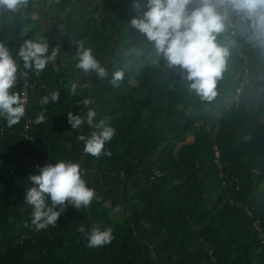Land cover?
Returning a JSON list of instances; mask_svg holds the SVG:
<instances>
[{"label":"trees","instance_id":"16d2710c","mask_svg":"<svg viewBox=\"0 0 264 264\" xmlns=\"http://www.w3.org/2000/svg\"><path fill=\"white\" fill-rule=\"evenodd\" d=\"M147 2L56 0L49 6V0H40L32 9L29 0L27 15L0 14V41L13 55L28 39L46 40L49 53L55 48L41 31L43 17L71 36L77 48H90L109 73L106 85L88 95L81 89L72 93V67L60 68L59 56L39 75L29 71L35 86L26 114L36 145L22 135L23 117L12 127L0 118V264H131L125 213L109 212L110 199L93 185L87 184L96 192L91 206L68 207L56 227L37 230L33 209L25 203L32 186L28 177L39 174L37 166L76 159L82 127L73 130L67 114H86V97H97V123L104 120L116 132L104 149L112 155L85 154L83 172L92 169L97 187L120 196L131 219L155 232L173 264H212L205 245L213 249L216 264H264V245L252 224L259 218L264 229V53L248 42L250 22L234 18L218 37L230 53L218 95L212 103L201 102L187 90L179 66L150 62L154 42L131 26L148 10ZM121 69L124 81L113 87L111 74ZM52 92H59V101L42 104ZM41 112L46 121L38 124ZM215 146L226 163L227 182L237 178L238 189L222 187L213 163ZM155 172L162 176L150 182ZM94 224L113 228L110 245L87 246L78 227L84 225L87 233Z\"/></svg>","mask_w":264,"mask_h":264},{"label":"clouds","instance_id":"9594fccd","mask_svg":"<svg viewBox=\"0 0 264 264\" xmlns=\"http://www.w3.org/2000/svg\"><path fill=\"white\" fill-rule=\"evenodd\" d=\"M29 0H0V14L17 13L26 9ZM139 10L140 4L134 3ZM147 11L139 18L131 20V26L145 35L152 44L153 52L149 60L158 65L163 59L167 66H179L182 79L186 82L189 93H194L201 102L212 103L217 95V83L223 77L226 60L229 56L228 47L218 42V37L232 24L234 18L250 22L251 34L248 42L257 45L264 53V0H148ZM44 39H28L13 55L9 47L0 41V118L12 127L18 124L25 114V101L18 92L13 91L18 81L23 77L27 80L29 71L39 75L54 62L60 54L59 47L51 49ZM136 54L143 55L136 50ZM19 61L23 62L21 72ZM77 70L85 74H95L100 80L108 78L105 66L94 56L90 48L83 45L76 53ZM124 70L111 74V85L119 87L124 81ZM32 81V80H31ZM77 85L71 86L73 94ZM239 99V97H234ZM59 92H52L43 97L41 103L58 102ZM87 108L84 115H73L68 112L67 120L73 130L87 124L89 128L99 129L90 135L78 136V141L84 144L85 154L99 158L101 155L111 156V151H105L106 142H110L116 129L100 120L98 113L91 108L92 101H83ZM44 112L39 113L36 123H44ZM38 175H30V187L26 190L25 203L32 207V223L37 230L56 227L57 221L68 207L77 210L87 209L96 199V192L87 186L83 179L80 163L61 159L55 164L37 166ZM81 234H86L87 246L102 248L110 245L115 236L113 228L94 224L90 231L84 225L78 227Z\"/></svg>","mask_w":264,"mask_h":264},{"label":"crops","instance_id":"0c3cea01","mask_svg":"<svg viewBox=\"0 0 264 264\" xmlns=\"http://www.w3.org/2000/svg\"><path fill=\"white\" fill-rule=\"evenodd\" d=\"M12 14H20L22 16L27 15L29 14L28 7L21 12ZM44 19L45 18L41 17L39 20H43L41 23V31L54 47H59V67L62 69H68L69 67L75 69V75H72H74L76 79L74 83L77 85V90L81 89V91H83L82 93L86 92L88 95H91L94 91L99 90V87L101 88V86H105L106 80H100L95 74H85L76 69V53L78 50L76 43L72 40L71 36L65 34L56 24ZM96 98L97 97H86V99H90L93 102L90 107L94 108L98 113V109L96 108ZM85 110L87 111V108ZM92 131H95V129L89 128L87 124H85L82 126L80 135L83 134L88 136ZM83 148V142L79 141L77 149L78 154L75 157L76 159L74 162L80 163V161L84 159L85 153ZM94 172L95 171L92 169L87 172V174L90 175L83 172V179H85L87 184L93 185L99 194H104L105 198L110 199L109 206L111 208L108 209L109 212L113 211V213H115L122 211L125 213V215L122 216L123 220L125 219L132 233V237L129 242L131 264H173L172 261L168 259V255L166 254L164 247L157 238L155 232L145 222L139 221L138 219H131L130 209L125 206L126 204L120 196H113V194L106 191L101 184L97 187L98 177L94 175Z\"/></svg>","mask_w":264,"mask_h":264},{"label":"built area","instance_id":"2783aa9c","mask_svg":"<svg viewBox=\"0 0 264 264\" xmlns=\"http://www.w3.org/2000/svg\"><path fill=\"white\" fill-rule=\"evenodd\" d=\"M55 1L56 0H49V6H52L51 4L54 3ZM39 4H40V0H31L32 9H35L36 7H38ZM21 72H23V69H21ZM17 85L20 87V89L18 90V93L21 95V97L25 101V114L23 116L24 123H23L22 135L28 142L32 143L33 145H36L37 143L34 141V139L28 135L30 128L32 126V120L26 114V108H27V104L29 101V90L33 89V87L35 86V83L31 81L30 76L28 74L27 80H24L23 77H21ZM238 93H240V90H238ZM213 126L214 125L212 123H207L206 128L210 130L212 129ZM214 149H215V159L213 163L215 165V168L218 171V177L221 179L222 187L235 185V188L238 189L240 186V183L238 182L237 178L232 177L231 182H227V175L225 174V171H224V166L226 165V163L221 160L220 154L217 150V146H215ZM11 166H13V164H11ZM159 176H162V173L155 172V174L150 177L149 179L150 182L154 181V179ZM247 215L249 217H252V214L250 212H247ZM252 224L261 240V244L264 245V229L261 226L260 219L256 218ZM204 250L209 258L210 263L216 264L217 259L214 257L213 249L210 248L208 245H205ZM208 263L209 262L204 261L202 264H208Z\"/></svg>","mask_w":264,"mask_h":264},{"label":"rangeland","instance_id":"374dc122","mask_svg":"<svg viewBox=\"0 0 264 264\" xmlns=\"http://www.w3.org/2000/svg\"><path fill=\"white\" fill-rule=\"evenodd\" d=\"M68 70H69V72L71 73V75H72V74L75 75V69H74V68H72V69H68Z\"/></svg>","mask_w":264,"mask_h":264},{"label":"bare ground","instance_id":"6f19581e","mask_svg":"<svg viewBox=\"0 0 264 264\" xmlns=\"http://www.w3.org/2000/svg\"><path fill=\"white\" fill-rule=\"evenodd\" d=\"M28 103H29V101H28ZM28 105V104H27Z\"/></svg>","mask_w":264,"mask_h":264}]
</instances>
